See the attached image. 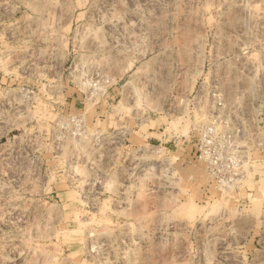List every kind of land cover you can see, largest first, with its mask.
I'll return each instance as SVG.
<instances>
[{
  "label": "rangeland",
  "instance_id": "1",
  "mask_svg": "<svg viewBox=\"0 0 264 264\" xmlns=\"http://www.w3.org/2000/svg\"><path fill=\"white\" fill-rule=\"evenodd\" d=\"M0 264H264V0H0Z\"/></svg>",
  "mask_w": 264,
  "mask_h": 264
},
{
  "label": "built area",
  "instance_id": "2",
  "mask_svg": "<svg viewBox=\"0 0 264 264\" xmlns=\"http://www.w3.org/2000/svg\"><path fill=\"white\" fill-rule=\"evenodd\" d=\"M238 128H239V126H236V132L234 134V150H233V154H232L231 157L230 156L226 157L227 161H230V162L232 161L231 163H233L234 174H235L234 176H236V177L237 176H244L243 171L241 170V168H242V164L247 161L245 148H243V146H241L239 144V140L238 141L236 140V138H239L238 136H242V133L239 131ZM210 131L211 130L209 129L204 134L206 136L208 135L209 137H207V138H210L211 141L216 140V136L219 137L221 140H223L224 138H228V140H229V136H226V134H224V133L221 136H218L214 132H212V131L210 132ZM223 141H225V139ZM203 148H204V146H203ZM200 156H201V154H200Z\"/></svg>",
  "mask_w": 264,
  "mask_h": 264
}]
</instances>
